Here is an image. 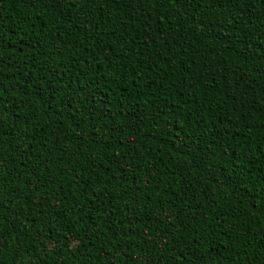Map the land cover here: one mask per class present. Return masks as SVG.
<instances>
[{"label": "trees", "instance_id": "1", "mask_svg": "<svg viewBox=\"0 0 264 264\" xmlns=\"http://www.w3.org/2000/svg\"><path fill=\"white\" fill-rule=\"evenodd\" d=\"M145 261L264 264V0H0V264Z\"/></svg>", "mask_w": 264, "mask_h": 264}, {"label": "snow or ice", "instance_id": "2", "mask_svg": "<svg viewBox=\"0 0 264 264\" xmlns=\"http://www.w3.org/2000/svg\"><path fill=\"white\" fill-rule=\"evenodd\" d=\"M113 71H115V69H113ZM145 264H150V262L149 261H145Z\"/></svg>", "mask_w": 264, "mask_h": 264}]
</instances>
